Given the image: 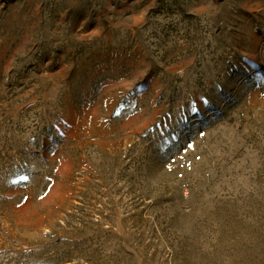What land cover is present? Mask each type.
Masks as SVG:
<instances>
[{"label": "rangeland", "instance_id": "rangeland-1", "mask_svg": "<svg viewBox=\"0 0 264 264\" xmlns=\"http://www.w3.org/2000/svg\"><path fill=\"white\" fill-rule=\"evenodd\" d=\"M104 85H142L109 133ZM263 92L264 0H0V264H264ZM202 129L187 200L164 163Z\"/></svg>", "mask_w": 264, "mask_h": 264}, {"label": "crops", "instance_id": "crops-1", "mask_svg": "<svg viewBox=\"0 0 264 264\" xmlns=\"http://www.w3.org/2000/svg\"><path fill=\"white\" fill-rule=\"evenodd\" d=\"M105 54L111 55L113 56L114 53H118L119 56L122 55L125 58V62H122L124 66H126L128 68H131V75L130 77H133L134 74L138 71V69L142 68V65L139 63V61H137V57L138 55L143 53V50L140 46L138 47H133L131 49L128 50H123V51H116L113 50L111 47H104L102 49ZM135 58V59H134ZM128 59V61H126ZM116 62L114 61H108L105 60V62L100 63V64H94L91 66V69L93 70V73L96 75V73H100L102 70L108 71L110 69H112L113 67L116 66L115 64ZM74 68H77V66H75ZM115 82L116 80H104V84H107L109 82ZM91 83H93V81H91ZM105 86L100 89L101 91V95L99 96V100H98V111L94 112L91 116H90V127L89 129H98L97 131L102 132V133H109L111 131H113L115 129V121H114V113L112 112L113 106L112 103L117 101V102H121L122 99L125 97V95L128 93V95H131V97L134 98H141L140 97V92L142 89V85H135L134 89L128 92H116L114 89L110 90V91H105ZM85 109H87V106H85ZM118 112H121L120 107H118ZM184 115H186L188 113L187 110L184 111ZM86 117V114L83 113V123H84V119ZM174 117V115L171 113V111L166 110L163 111L162 113V119H161V123L159 124L160 126H164L165 124L169 123L171 121V119ZM176 129L173 127H170L168 129V132H166V137L169 138V136H174L176 137V132H174ZM174 132V133H173ZM173 133V134H171ZM192 137L191 135L187 136V138H185V140H182L179 144V146L175 149L174 152L177 151V149L184 144V142L186 141V139ZM170 142H173L172 138H169V140H167L166 145H169Z\"/></svg>", "mask_w": 264, "mask_h": 264}, {"label": "built area", "instance_id": "built-area-1", "mask_svg": "<svg viewBox=\"0 0 264 264\" xmlns=\"http://www.w3.org/2000/svg\"><path fill=\"white\" fill-rule=\"evenodd\" d=\"M229 66L234 65V54H230L227 60ZM264 100V92L261 93ZM205 130L198 131L194 136L186 139L176 152L170 155L164 163V170L172 175L179 183L183 197L189 200L193 193L192 177L198 164L202 161V148L205 146Z\"/></svg>", "mask_w": 264, "mask_h": 264}, {"label": "bare ground", "instance_id": "bare-ground-1", "mask_svg": "<svg viewBox=\"0 0 264 264\" xmlns=\"http://www.w3.org/2000/svg\"><path fill=\"white\" fill-rule=\"evenodd\" d=\"M255 71H257V69H255Z\"/></svg>", "mask_w": 264, "mask_h": 264}]
</instances>
